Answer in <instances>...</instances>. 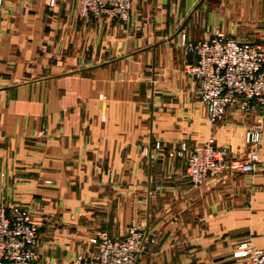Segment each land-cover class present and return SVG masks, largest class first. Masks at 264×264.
<instances>
[{
	"label": "crops",
	"instance_id": "0c3cea01",
	"mask_svg": "<svg viewBox=\"0 0 264 264\" xmlns=\"http://www.w3.org/2000/svg\"><path fill=\"white\" fill-rule=\"evenodd\" d=\"M217 32L264 50V0H140L128 24L82 19L77 0H3L0 203L38 225L35 264H77L90 238L121 239L132 222L147 234L136 264H229L245 240L264 248V114L235 104L210 124L185 72L182 37ZM209 137L227 162L257 152L256 170L191 186L185 158L167 153Z\"/></svg>",
	"mask_w": 264,
	"mask_h": 264
},
{
	"label": "built area",
	"instance_id": "2783aa9c",
	"mask_svg": "<svg viewBox=\"0 0 264 264\" xmlns=\"http://www.w3.org/2000/svg\"><path fill=\"white\" fill-rule=\"evenodd\" d=\"M140 0H77V14L82 19L109 18L128 24L131 13ZM3 0H0V7ZM187 53L194 63L186 65L185 72L198 81L197 95L204 106L206 120L214 124L221 120L228 107L239 105L244 112L260 109L264 114V50L258 45L238 43L221 33L209 40L186 43ZM257 130H247V144L259 141ZM159 149V144L154 146ZM146 151V148H144ZM226 150L216 145L212 137L191 149L181 146L169 151L168 156L185 158L186 175L191 186L201 185L210 174L222 169L242 173L256 170L258 153L253 151L247 160L226 161ZM89 242L95 251L87 257L79 255L77 264H136L146 250L147 234L132 222L121 239L105 234L92 237ZM39 243L38 225L31 220L30 212L20 202L0 203V264H35ZM229 264H264V248L250 240L236 246L233 262Z\"/></svg>",
	"mask_w": 264,
	"mask_h": 264
},
{
	"label": "rangeland",
	"instance_id": "374dc122",
	"mask_svg": "<svg viewBox=\"0 0 264 264\" xmlns=\"http://www.w3.org/2000/svg\"><path fill=\"white\" fill-rule=\"evenodd\" d=\"M246 44H252V43H246ZM253 45H254V44H253ZM42 134H44L43 131H42ZM38 231H39V230H38ZM37 248H38V247H37ZM145 251H146V250H145ZM36 254H37V259H38V258H39V255H38V253H37V249H36ZM142 254H143V253H142ZM142 254H141V255H142ZM37 259H36V260H37Z\"/></svg>",
	"mask_w": 264,
	"mask_h": 264
}]
</instances>
